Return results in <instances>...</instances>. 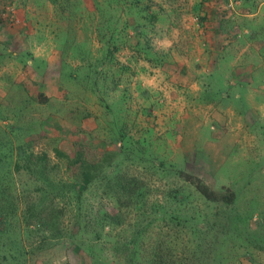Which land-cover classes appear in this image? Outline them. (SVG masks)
<instances>
[{
    "label": "rangeland",
    "instance_id": "1",
    "mask_svg": "<svg viewBox=\"0 0 264 264\" xmlns=\"http://www.w3.org/2000/svg\"><path fill=\"white\" fill-rule=\"evenodd\" d=\"M32 1L20 36L53 62L20 53L22 80L0 74L2 154L45 152L70 181L81 145L144 193L137 209L96 184L80 246H45L36 264H130L139 224L141 263L156 249L166 264H264V0ZM5 11L0 28L16 22ZM191 178L233 202L206 201ZM104 213L115 223L101 229Z\"/></svg>",
    "mask_w": 264,
    "mask_h": 264
},
{
    "label": "trees",
    "instance_id": "2",
    "mask_svg": "<svg viewBox=\"0 0 264 264\" xmlns=\"http://www.w3.org/2000/svg\"><path fill=\"white\" fill-rule=\"evenodd\" d=\"M81 149L80 145L75 148L74 156L68 157L66 170L71 174L70 181L55 177L57 167L50 165L45 152L34 154L24 150L12 165L6 158L7 150L3 154L0 150V264H36L35 259L45 246L59 242L64 246H80L77 241L80 233L91 228L84 194L98 183V188L103 187L107 196L118 202L128 199L131 204L135 202V208H140L138 201L144 193H140L127 176L115 173L113 167L111 172H105L102 169L105 165L100 161L85 160ZM160 166L158 164L157 167ZM189 181L210 203L225 205L233 202L234 193L222 195L200 180L191 178ZM170 198L173 200V197ZM66 213L72 214L70 225L60 221ZM103 215L95 222L101 229L115 223V217L106 213ZM118 220L119 217L116 222ZM145 228L139 224L133 237L122 245L128 251L130 264H166L156 252L160 250L150 249V246L144 256H148L147 259L139 262L143 251L138 247V240L146 232ZM109 236L108 232L101 239ZM158 245L161 249V244Z\"/></svg>",
    "mask_w": 264,
    "mask_h": 264
},
{
    "label": "crops",
    "instance_id": "3",
    "mask_svg": "<svg viewBox=\"0 0 264 264\" xmlns=\"http://www.w3.org/2000/svg\"><path fill=\"white\" fill-rule=\"evenodd\" d=\"M34 6H36V2L34 3L32 0H15L14 2H11L10 0H0V11L4 12L2 16L0 12V23L6 24L9 21L5 11V8L7 9L8 7L11 11L13 10L14 15L12 16L16 20L12 27L4 26L3 28H0V32L3 34V39H1L3 41L0 44V61L3 60V64L5 65L0 74L4 73L3 78L5 81H12V79L13 81L22 80L20 75L21 67L19 65L20 58L22 57L20 53H27L28 55L30 54V57L32 56V62H29V64L38 61L39 64L37 65L42 63L46 67L52 66L53 61L50 47H35V41H30V37L27 33H24V36H20L19 33L22 28H20V24H22L21 22L28 20L33 16V11H35L34 9L36 8H34ZM23 25L25 24L23 23ZM22 29H25V27ZM18 38H27V41H24L23 44H21L22 41ZM42 52L50 55L48 57H42L40 55Z\"/></svg>",
    "mask_w": 264,
    "mask_h": 264
},
{
    "label": "built area",
    "instance_id": "4",
    "mask_svg": "<svg viewBox=\"0 0 264 264\" xmlns=\"http://www.w3.org/2000/svg\"><path fill=\"white\" fill-rule=\"evenodd\" d=\"M10 17H13L12 15ZM11 20V19H10Z\"/></svg>",
    "mask_w": 264,
    "mask_h": 264
}]
</instances>
